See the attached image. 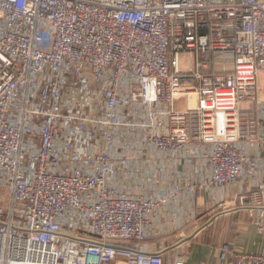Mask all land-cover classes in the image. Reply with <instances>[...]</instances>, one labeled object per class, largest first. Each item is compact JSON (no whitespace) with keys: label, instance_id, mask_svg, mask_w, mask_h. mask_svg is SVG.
<instances>
[{"label":"built area","instance_id":"1","mask_svg":"<svg viewBox=\"0 0 264 264\" xmlns=\"http://www.w3.org/2000/svg\"><path fill=\"white\" fill-rule=\"evenodd\" d=\"M261 72L264 0H0V264H166L161 213L235 187L264 235Z\"/></svg>","mask_w":264,"mask_h":264},{"label":"crops","instance_id":"2","mask_svg":"<svg viewBox=\"0 0 264 264\" xmlns=\"http://www.w3.org/2000/svg\"><path fill=\"white\" fill-rule=\"evenodd\" d=\"M258 100L264 104V72L258 75ZM243 128L245 119H255L254 106L242 104ZM252 156L259 160L260 176L264 178V141H258ZM238 187L218 192L215 197L200 191L195 194V215L193 218L183 216V225L167 233L161 229L171 228L166 220L169 213H161L158 227L151 237L144 241L148 252L162 251L166 264L182 258L185 264H230L218 259L219 248L223 244L236 246L239 252L257 253L264 243V235L257 234L250 224L247 212L239 206ZM181 223V224H182Z\"/></svg>","mask_w":264,"mask_h":264},{"label":"rangeland","instance_id":"3","mask_svg":"<svg viewBox=\"0 0 264 264\" xmlns=\"http://www.w3.org/2000/svg\"><path fill=\"white\" fill-rule=\"evenodd\" d=\"M258 88V86H257ZM259 89L257 90V96H258ZM190 100V99H189ZM187 98L186 97H178L175 99L174 107L177 111H184L187 107ZM259 101V100H258ZM193 103V100H192Z\"/></svg>","mask_w":264,"mask_h":264},{"label":"bare ground","instance_id":"4","mask_svg":"<svg viewBox=\"0 0 264 264\" xmlns=\"http://www.w3.org/2000/svg\"><path fill=\"white\" fill-rule=\"evenodd\" d=\"M193 100V97H191V100L190 101H192ZM194 104H192V106H193Z\"/></svg>","mask_w":264,"mask_h":264}]
</instances>
